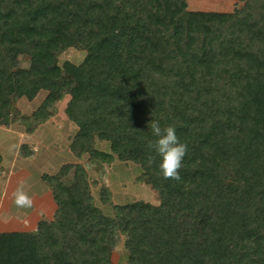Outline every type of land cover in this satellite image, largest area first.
<instances>
[{
  "label": "trees",
  "instance_id": "trees-1",
  "mask_svg": "<svg viewBox=\"0 0 264 264\" xmlns=\"http://www.w3.org/2000/svg\"><path fill=\"white\" fill-rule=\"evenodd\" d=\"M239 1L220 12L187 0H0V124L17 116L16 98L47 91L23 116L39 122L69 94L72 153L138 164L159 199L107 215L85 166L65 163L43 175L53 219L1 232L0 264H115L121 234L130 264H264V0ZM70 47L84 60L60 65ZM152 121L188 145L180 181L161 175Z\"/></svg>",
  "mask_w": 264,
  "mask_h": 264
},
{
  "label": "rangeland",
  "instance_id": "rangeland-1",
  "mask_svg": "<svg viewBox=\"0 0 264 264\" xmlns=\"http://www.w3.org/2000/svg\"><path fill=\"white\" fill-rule=\"evenodd\" d=\"M188 8L192 10L231 12L241 4L239 0H187ZM87 51L70 47L58 54V62L62 65L65 61L80 64ZM29 57L20 56V65L29 66ZM47 95L46 90H40L33 99L26 97L16 98L14 106L17 116L5 126L23 139L20 141L17 160L14 156L5 161V169L1 166L0 156V233L9 231H35L40 220H52L57 208L50 185L43 179L45 173L54 174L65 163H81L88 174L94 203L107 215H114L113 203H126L135 200L149 201L158 204L157 193L144 180L139 179L142 174L141 167L131 161L115 160L112 163H103L90 159L88 154L82 157L75 156L71 149V141L77 131V125L72 122L65 112L70 99L66 94L57 101L51 109L52 114L39 122L31 118L23 119V116H31L39 107ZM0 130V139L9 140L11 144L16 142V135L7 137ZM6 144V141H5ZM22 144L32 151L30 156H23L20 152ZM96 147L104 151H110L109 142L96 139ZM13 153L15 151H12ZM8 162V163H7ZM12 163L8 167L7 164ZM8 168V169H7ZM26 168V169H25ZM25 170V171H24ZM24 172V173H23ZM71 172L64 178L66 182L72 180ZM23 185L33 199V206L29 209L17 208L14 204V193L18 186ZM40 184V185H38ZM5 186V187H4ZM108 188L111 202L104 203L101 199V191ZM125 236L120 235L119 241L112 250V260L115 264H130L128 251L124 245Z\"/></svg>",
  "mask_w": 264,
  "mask_h": 264
},
{
  "label": "clouds",
  "instance_id": "clouds-1",
  "mask_svg": "<svg viewBox=\"0 0 264 264\" xmlns=\"http://www.w3.org/2000/svg\"><path fill=\"white\" fill-rule=\"evenodd\" d=\"M154 140L149 141V148L160 157L158 167L164 179L181 180L179 169L183 167V160L188 151L186 142H182L177 135L176 127L168 125L161 127L158 121L148 124ZM152 159H149V163ZM14 204L17 208L29 209L33 206L31 195L24 190L23 185L17 187L14 193Z\"/></svg>",
  "mask_w": 264,
  "mask_h": 264
},
{
  "label": "crops",
  "instance_id": "crops-1",
  "mask_svg": "<svg viewBox=\"0 0 264 264\" xmlns=\"http://www.w3.org/2000/svg\"><path fill=\"white\" fill-rule=\"evenodd\" d=\"M0 130L3 131V133L5 134V131H6V135L7 137L11 136L12 135H16L15 133H13L10 129H8L7 127L5 126H1L0 125ZM17 136V135H16ZM18 137V136H17ZM21 137V136H19ZM18 137V138H19ZM10 138V137H9ZM21 139H23V137L19 138L16 140V142L14 141L13 144H11V142H8L9 140H5V135H4V138L3 139H0V156H1V166L4 167L5 169V161L7 160L8 161V158H10L11 156H14V158L12 159L13 162H15L18 158L16 156L17 152L19 150H17V148L19 149V144H21L22 141H20ZM5 141H6V144H5ZM12 151H15L14 153ZM8 163V162H7ZM8 167L12 165V163L10 164H7ZM8 169V168H7ZM26 169V168H25ZM25 171V170H24ZM24 173V172H23ZM40 185V184H38ZM5 187V186H4Z\"/></svg>",
  "mask_w": 264,
  "mask_h": 264
}]
</instances>
